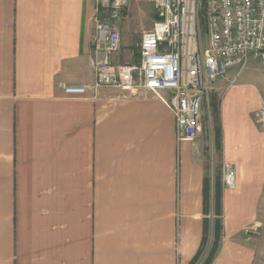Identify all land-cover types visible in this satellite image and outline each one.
<instances>
[{
    "label": "crops",
    "instance_id": "obj_1",
    "mask_svg": "<svg viewBox=\"0 0 264 264\" xmlns=\"http://www.w3.org/2000/svg\"><path fill=\"white\" fill-rule=\"evenodd\" d=\"M95 11L96 0H0V264H204L216 242L211 264H264L263 96L242 81L254 60L236 85L233 69L213 86L221 128L178 144L150 93L64 94L95 80ZM154 22L137 38L120 24L114 65L140 62ZM220 154L233 189L217 178Z\"/></svg>",
    "mask_w": 264,
    "mask_h": 264
},
{
    "label": "built area",
    "instance_id": "obj_2",
    "mask_svg": "<svg viewBox=\"0 0 264 264\" xmlns=\"http://www.w3.org/2000/svg\"><path fill=\"white\" fill-rule=\"evenodd\" d=\"M130 1L96 0L95 80L63 86L64 94L81 98L101 88L150 93L172 111L177 143L194 142L204 131L202 108L215 83L235 69L234 86L249 61L264 63V0H150L158 18L141 36L140 62L117 66L112 56L122 49L120 24ZM254 121L264 129V100ZM222 177L225 187L235 188L233 165L223 164Z\"/></svg>",
    "mask_w": 264,
    "mask_h": 264
},
{
    "label": "rangeland",
    "instance_id": "obj_3",
    "mask_svg": "<svg viewBox=\"0 0 264 264\" xmlns=\"http://www.w3.org/2000/svg\"><path fill=\"white\" fill-rule=\"evenodd\" d=\"M124 15L126 17V20H123L122 23L124 25H127V27H129L134 37L136 38L139 36L138 34H136V32L141 33L144 26H147L151 21H156L158 18L153 5L151 3L149 4L147 1L144 0H131ZM201 30L204 34L205 23L203 20H202ZM242 81L247 91L254 92L258 96H263V99L261 101V105H262V102L264 100V63L252 61L251 65L248 66L246 76L242 78ZM223 92L224 91L222 90L219 91L213 90L205 98L202 109L203 110L202 120L206 132L209 126H215L216 129L221 128V121L219 114H220L221 102L224 96ZM261 131L264 132V129H262ZM223 164L224 162L221 159V154H220L219 160L217 161L216 164V174L218 179L222 178Z\"/></svg>",
    "mask_w": 264,
    "mask_h": 264
},
{
    "label": "trees",
    "instance_id": "obj_4",
    "mask_svg": "<svg viewBox=\"0 0 264 264\" xmlns=\"http://www.w3.org/2000/svg\"><path fill=\"white\" fill-rule=\"evenodd\" d=\"M219 230H220V228H217V236H218V234H219ZM217 242H216V244H215V247H214V250H213V252L211 253V255H210V257L208 258V260L206 261V263L205 264H211L212 263V261H213V259H214V255H215V253H216V251H217ZM201 254V252H199V255Z\"/></svg>",
    "mask_w": 264,
    "mask_h": 264
}]
</instances>
